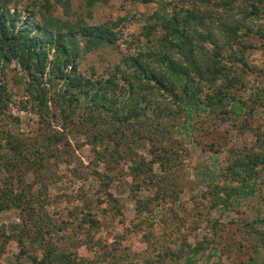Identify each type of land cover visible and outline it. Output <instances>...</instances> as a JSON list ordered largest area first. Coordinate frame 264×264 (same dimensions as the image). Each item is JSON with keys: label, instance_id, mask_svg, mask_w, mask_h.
<instances>
[{"label": "trees", "instance_id": "16d2710c", "mask_svg": "<svg viewBox=\"0 0 264 264\" xmlns=\"http://www.w3.org/2000/svg\"><path fill=\"white\" fill-rule=\"evenodd\" d=\"M108 1L86 0V5ZM13 2L0 0V66L14 62L19 68L25 101L37 117L31 136L0 128V213L17 211L16 221L0 223V264H198L204 249L208 259L216 256L220 242H176L167 227L156 234L145 217L156 212L166 222L164 208L177 205L180 171L190 153L183 141L195 142L196 113L236 121L245 106L254 112L264 105V89L249 99L239 92L256 69L245 53L264 48V0H158L142 18L145 41H130L131 52L121 55L107 76L94 70L87 75L79 66L87 53L117 43L125 16L88 24L54 15V4L62 0L34 1L25 8ZM255 35L263 40L254 41ZM11 94L0 79L1 116L11 111ZM57 117L63 130L51 134ZM73 129L93 149L98 200L119 207L111 184L130 176L135 227L148 223L141 237L147 250L133 252L97 236L101 220L92 200H85L80 215L75 210L62 217L47 209L48 185L57 181L46 172L47 158L55 157L54 165L65 160L54 143H67L63 131ZM248 129L255 145H230L225 164L202 193L212 207L238 212L228 220L235 229L228 230L225 251L235 245L240 252L231 264H264V130ZM214 222L225 231L223 222ZM11 241L17 251L6 263L2 257ZM80 246L96 257L81 256Z\"/></svg>", "mask_w": 264, "mask_h": 264}, {"label": "rangeland", "instance_id": "374dc122", "mask_svg": "<svg viewBox=\"0 0 264 264\" xmlns=\"http://www.w3.org/2000/svg\"><path fill=\"white\" fill-rule=\"evenodd\" d=\"M34 1L41 0H14L10 5L15 4L19 8H25ZM62 3L54 4V15L72 21L83 19L88 24H96L107 19L126 17L123 25L119 27L121 37L115 45L100 47L82 57L79 66L82 72L90 75L94 70L96 74L104 76H107L109 68L118 62L121 55L131 52L129 50L132 47L130 41L134 44H141L145 41L142 34V18L158 6V0H109L107 3H97L92 7L86 5V0H62ZM262 21L264 24L263 18ZM251 38L254 41L263 40L256 35ZM245 57L248 64L256 67L249 73L248 78L250 79L247 87L239 91L244 99H249L255 91L264 89V48L249 49ZM0 79L6 81L12 93L11 111L8 115H0V128L22 131L23 134L29 136L31 130L35 128L34 121L37 116L31 110L30 102L25 101L26 93H24L21 71L14 62H10L6 66H0ZM244 108L246 109L236 121L224 120L210 112L195 115L193 113L191 122L196 126L193 139L195 142L190 144L183 141L190 153L189 157L184 156L185 165L180 171V184L183 190L178 196L177 205L172 206V209L164 208L169 212L166 222H162L159 213L156 214V212L145 217L147 222H153L154 230H152L156 234L167 227L169 237L175 239L176 242L185 238L191 241L192 246L199 242L203 246H209L210 239L214 243L220 242L221 251L208 259L209 249L202 250L198 264H231L232 260L240 256L235 245L230 253L225 251L228 248L227 243L231 241L228 230L235 229V224H228L229 216L235 217L238 212H229V209L223 211V208L212 207L210 202L203 198L202 193L206 190V184L217 177L219 169L225 164L228 147L230 145L238 148L252 147L255 145V136L248 128L264 130V105L254 112H248L247 106ZM183 119L184 115L180 120ZM61 120V117L52 120V128L55 129H51V134H55L54 130L57 128L63 130ZM63 132H66L67 143H63L64 139H61L54 143V146L60 149L62 158L65 160H60L57 165H54L56 158H47V163H50L51 168L46 172L50 179L57 180L48 185V193L52 202L47 209L62 217L70 216V212L74 213L75 210L80 215V210L85 208V200H92L96 204L94 206H97L95 210L101 220V229L97 236H101L108 242L114 241L121 247H128L133 252L147 250L149 243L141 237L148 223H140L138 227H135L137 224L136 202L129 194L130 176L121 175L111 184L110 191L118 199L119 207L116 204V208L114 206L111 208L108 202L98 200L100 193L97 191L98 185L95 182L94 173L97 166L91 145L87 143L82 134L75 132V129L71 133L67 130ZM181 133H177L178 136H182ZM144 148L145 146L140 151H144ZM215 148L217 152L214 151ZM58 175L61 176L60 179H57ZM147 193L146 190L141 191V195L146 196ZM166 206H169V203ZM239 208L241 210L244 205L241 204ZM116 209H119V212L114 213ZM216 219L223 222V225H220L225 228V231L218 230L214 226ZM14 220H17L16 210L11 209L0 213V223L8 225ZM16 251L17 245L11 241L2 257L3 262H12ZM78 253L81 256L90 257H96L97 254L87 250L84 246L79 247Z\"/></svg>", "mask_w": 264, "mask_h": 264}]
</instances>
